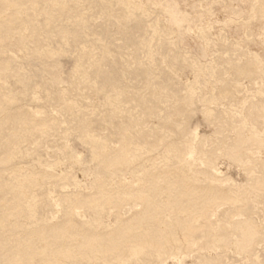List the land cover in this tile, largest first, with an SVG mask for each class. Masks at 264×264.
<instances>
[{
  "label": "rangeland",
  "instance_id": "rangeland-1",
  "mask_svg": "<svg viewBox=\"0 0 264 264\" xmlns=\"http://www.w3.org/2000/svg\"><path fill=\"white\" fill-rule=\"evenodd\" d=\"M0 264H264V0H0Z\"/></svg>",
  "mask_w": 264,
  "mask_h": 264
},
{
  "label": "bare ground",
  "instance_id": "bare-ground-1",
  "mask_svg": "<svg viewBox=\"0 0 264 264\" xmlns=\"http://www.w3.org/2000/svg\"><path fill=\"white\" fill-rule=\"evenodd\" d=\"M186 227V226H185Z\"/></svg>",
  "mask_w": 264,
  "mask_h": 264
}]
</instances>
